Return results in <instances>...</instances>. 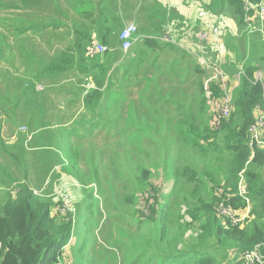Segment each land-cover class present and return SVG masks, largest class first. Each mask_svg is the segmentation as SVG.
<instances>
[{
    "label": "trees",
    "instance_id": "16d2710c",
    "mask_svg": "<svg viewBox=\"0 0 264 264\" xmlns=\"http://www.w3.org/2000/svg\"><path fill=\"white\" fill-rule=\"evenodd\" d=\"M194 1L204 5L207 15L203 18L199 15L198 25L190 31L193 35H197L199 29L208 31V36L204 39L207 44L195 36L197 41H194L191 51L198 52L192 54L188 53L187 49L181 50L182 60L187 58L186 65L179 63L185 74L186 103L174 111H165L167 116L162 122L163 127L159 129L152 128L153 116L160 114L158 107H168L171 103L146 95L142 101L148 103L149 107L143 103L136 106V102L140 100L137 98V92H142L143 86L142 81L133 80L130 74L134 77V68L145 67L144 44L149 43L148 49L151 42L162 46L160 39L168 24L160 22L158 32H161V35L158 37L143 33L140 29L143 34L138 32L136 35V42L140 44L133 48L135 42L127 53L121 49L125 56L130 57L132 65L126 66L127 70L121 78V88L112 91L114 79L112 75L107 78L109 70L104 64H96V69L93 67L91 72L85 75L80 69L72 67L78 59L82 61L84 58H95L88 55L90 46L97 43L93 39L94 29L85 28L82 23L86 20L93 22L92 18L96 19L102 15V10L99 11L101 2L16 0L17 5L10 3L9 7L15 8L19 12V18L25 21H19L21 25L18 27V36L7 57L13 72H6L5 75V100L10 108V111L5 110L8 116L5 118L10 119L12 114V117H15V128L25 125L28 133H18L19 143L13 147L9 144L7 146L0 137V146L8 158L5 166L0 164V264H57L58 260L62 263L66 259L64 249L68 255L72 254V264H99V253L94 248L91 253L87 248L90 240L102 238L101 229L98 233L92 231L89 220L84 238L77 240L74 223L67 220L69 215H63L61 212L66 202L59 193L63 192L68 197L69 195L63 189L59 192L58 187L54 186L55 177L50 176V167L56 164V152L59 149L71 148L68 145L71 142V129L53 130L48 115L57 112V123L63 124L65 116L77 113L65 111L53 101H49L48 94L57 93L59 87L60 94H66L64 99L70 106L77 108L80 104L83 105L81 118L86 113L91 117L88 131H94L96 128L103 132L99 125L103 124L110 132H118L124 141L125 147H121L126 152V145L135 147L136 145L131 143L136 141L141 144L139 147L144 154L148 146L150 149L154 148V152H149V155L161 156L160 160L151 161L150 165L161 168L160 171L167 175L158 181L159 188L145 191L143 212H146L147 208L151 216H145L141 211L136 218L141 226L147 222L150 224L151 234L147 240L141 239L135 243L130 238V244L137 248L136 256H142L143 252L149 253V264H237L243 253L257 245H264V151L259 147L252 151L249 147L253 135L250 128L256 124L264 110V81L255 78L256 73L264 72V32L262 30L254 37L259 39L253 44L255 53L245 61V56L240 54L247 50L245 40L248 32H244L240 37L231 28L228 30V40L223 41L220 28L214 25V17L222 16L227 9L231 12L229 17L241 30L245 29L248 25L247 19L251 17L263 26L264 0ZM161 7L160 12L163 13L162 17H165L167 9L163 5ZM199 11H203L201 7ZM177 14L173 13L172 19L171 15H167V19L170 23L180 22V25H184L183 19ZM65 25H70L76 35L82 34L84 38H77L66 51L55 52V31ZM216 28L219 29L220 35L213 32ZM258 28L259 24L255 29ZM169 29L178 30L175 26ZM122 31L120 30L121 33ZM114 32L116 31L107 28L101 40L108 47L107 53L111 55L113 53L110 49L116 48L117 42V49L122 45L121 33L114 35ZM139 45L142 46L140 50ZM171 47L176 49L175 45ZM225 50L226 59H221ZM232 51L235 53L234 57L231 56ZM135 52L136 56L133 54ZM201 57H204L209 65L219 66L231 87L234 86L233 80L237 82L236 78L241 76L230 115H219L216 110L212 115L208 112V104L206 111L211 116L210 120L205 116V109L198 112L195 119L192 108L199 99L205 96V102L210 103L215 95L216 99H219L216 105L218 107L223 98L219 84L212 86L213 93L209 96L204 92L203 83L200 85L193 78L190 67L192 60L198 72H207L213 77L212 71ZM158 65L155 61L149 63L150 68ZM68 71L74 72V76H77L79 71L82 76L75 78L70 87L65 89L62 81ZM13 74L19 76L12 80L10 75ZM196 74L198 75L197 72ZM189 79L193 81L189 82ZM152 81L154 84H162L164 78L160 76ZM89 82H93L95 88L86 92L85 85ZM39 86H42L43 90H38ZM125 94H129L130 98L124 96ZM141 108H146V111L143 113L137 110ZM21 109H24L23 114L17 118V112H21ZM182 110H185V113ZM77 124H69V127L74 131ZM215 124L219 125L217 131L213 129ZM34 132L36 134L28 140ZM128 152H132V149ZM253 155L255 159L251 162ZM70 164L77 163L71 161ZM244 168V190L254 208L250 212V218L245 221H250L245 228L232 227L231 220L219 215L218 208L224 198L227 199V206L240 210L246 207V201L238 193L239 173ZM33 170L36 171L34 176L31 175ZM58 175L56 173L55 176ZM46 180L51 184L42 193L36 194L31 190L30 185L41 190ZM13 184H16L14 190L7 189ZM134 197L135 195H132L131 199ZM69 204L72 205L70 197ZM186 240L195 244L181 249L179 246ZM105 250L115 255V251Z\"/></svg>",
    "mask_w": 264,
    "mask_h": 264
},
{
    "label": "rangeland",
    "instance_id": "374dc122",
    "mask_svg": "<svg viewBox=\"0 0 264 264\" xmlns=\"http://www.w3.org/2000/svg\"><path fill=\"white\" fill-rule=\"evenodd\" d=\"M167 1L168 0H164L165 3ZM10 3L17 5L16 0H13V2L9 0H0V137L4 139L7 146L9 144L13 147L17 143H19L20 137H18V133L27 134L28 130L27 126L21 125L17 129V131H14V133L12 134L11 128H15V117H12L11 114L10 119L5 118L8 117L5 113V110L10 111L8 102L5 100V75L6 72H13V68H11L9 62H7V57L10 52V47H12V45L15 43L16 38L18 36V27L21 25L19 21H25L19 18V12H17L15 8L9 7ZM192 5L198 10L199 6L197 3H194ZM200 7L203 11H205L204 5L202 6V4H200ZM225 11V14H223L222 16L214 17V19L216 20V23L214 25H217L220 28L221 39L223 41L228 40V30H230L231 28L234 29L235 33H237L240 37L244 32H248L247 39L245 40V46L247 45V50L246 52H242L240 54L241 56H245V61H247L255 53V47L253 46V44L256 41H259V39L254 37H256V34L260 31L263 30L262 32H264V23L262 26V24H260L257 19L251 17L249 18L252 19L251 23H248L245 29L241 30V28L236 24V22L229 17V14H231V12L227 9ZM173 13H180V10H177V8L174 10L167 9L166 16L162 17L160 21L164 22L166 19V23L170 22L169 19H167V15L168 17L171 15L172 19L174 18ZM188 18L190 19V23H187V25L184 24L182 30H184L185 32L183 34H180L179 28H177V31L171 30L173 42L165 44L161 41L162 46L156 47L159 50H165L166 53L171 51H178L175 56H168L165 58L167 64H171L172 61L177 58V56H179V63H184L186 65L187 58L184 57L183 60L181 59V55L183 54L181 50L183 49H187L188 53L192 54H196L198 52L191 51V47H193V45L195 44V39L194 35L190 30L196 26V17L192 13H190ZM258 24L259 28L255 29ZM249 26H252L253 28H250ZM179 34L180 44L177 39V35ZM198 34L196 36H198ZM216 38L220 39L218 37ZM204 41H206L205 44H207V40ZM172 45H175L174 48L176 49H173L171 47ZM226 52L227 51L225 50L222 53L220 57L221 59H226ZM231 56H235L234 51L231 52ZM149 63L150 60H146V64ZM158 64L160 66L158 65L157 67H153V70L149 73H147L145 69L143 70V73L139 79L140 81H142L143 91H138L137 93L139 97L136 96L137 98H140V100L136 102V106H139L141 104L142 99H144L146 95L156 100L169 101V103H171V105L168 107H158V109L160 110V114L153 116V129H159L163 127L162 122L165 121V117L167 116L165 114V111H174L177 107L184 106L186 103L184 95L185 89L181 90L180 87L176 88L172 86V82L176 80V77L169 76L170 71L168 70L169 67L171 68L172 66H174L173 72L178 74V76H181V79L179 80L180 82H184L186 80L185 78H183L182 75V66L179 64H175L167 67V65L163 63L158 62ZM244 65L245 64L243 63L242 66ZM190 67L192 68V74H196L193 70L198 73V75L196 74L194 78L200 83V85H202L203 83L204 92H206V94L210 96L213 93V91L211 90L212 86L214 84H219L221 88L220 93L223 94L224 97V94L227 93L225 86H230L229 81H226L225 84L220 83L219 81H215L216 83L214 82L207 88V81L211 77V74L207 72H204V74L202 72H198L193 60ZM164 68H167V70H161ZM242 69L244 68L242 67ZM259 72L261 73L259 74L261 75V77L255 76L256 80L264 81V72ZM78 73L81 75V73L78 71L77 76H74L75 78H80L82 76H78ZM18 76L19 75L16 74L10 75L12 80H14V78ZM130 76L133 79L132 74H130ZM160 76L164 78V83L154 84L152 79H158ZM236 80L237 82H234V80L233 83L231 82L234 85L231 89V106L234 102L235 90L239 86L238 78H236ZM167 81H169V83H167ZM192 81L193 79H189V82ZM146 88H148V90H145ZM39 89L40 87L38 88V90ZM228 94L230 95V92H228ZM124 96L130 98L129 94H125ZM206 98L204 96L194 104L192 111L195 116V119L198 117V112H200L202 109H205V116L207 117V120H210L211 118L209 113L214 115L215 110L219 113V115H221L223 107V98L218 107L216 105L218 104L219 99H216L215 95L212 96L210 103L209 101L208 103L205 102ZM174 103L178 106L174 105ZM208 104L210 109L208 111L209 113L207 114L206 108H208ZM213 105L215 107H213ZM137 110H140L144 113L146 111V108H141ZM23 111L24 109H21V112H17V118L21 117V113L23 114ZM182 112L185 113V110H182ZM198 120L202 121V119L199 118ZM99 125L100 129L103 132H99V129L94 128V131L90 130L86 132L87 134H85L86 137L101 134L102 136L98 137V140H80L78 141L79 144L76 146H73L68 143L71 148L67 147L64 149H59L55 154L57 168L61 171L67 170L68 172L67 178L69 180V183L65 188V191L70 197L72 206L75 207V209L77 210V222L75 223L74 233L76 235L77 240H80L82 237L84 238L89 220L91 221L90 229L92 231L98 233L101 229L100 236L102 238L96 241L90 240L88 245L89 248H87L90 250L91 253L93 252V248L96 250L97 253H99V264H149L148 259L150 257V254L143 252L142 256H136L135 249L137 248L135 245L133 246L132 244H130V238L135 243V241L137 240H147L151 234L150 224L147 222L145 225L141 226L139 220L136 217H138L139 212L141 211V213L145 216H151V213L148 211L147 208L146 212H143L142 203L145 201L146 198L145 191L159 188L158 181L161 178L164 179L167 175L164 171H160L161 168L158 169L150 165L151 161H158L160 160L161 156H157L155 154L149 155V152H154V148L150 149L148 146L147 148H145L146 153L144 154L142 149L139 147L141 144L136 141H132L131 143L136 145L135 147H131L129 146V144L126 145V152L122 148L125 147L124 141L119 136L118 132L116 130L110 132L108 128L103 126V124ZM213 129L217 131L219 129V125L215 124V127H213ZM78 135L82 136L84 134L79 133ZM94 143H96L97 149L91 152H88L86 148L82 145H94ZM129 149H132V152H128ZM261 150L264 151V149ZM254 159L255 155L252 156L251 162H253ZM68 161L70 163L71 161L74 163L80 162V164L70 165ZM7 162L8 158L5 155V151L0 146V164L5 166ZM169 163L171 162L169 161ZM35 173L36 171L33 170L31 175L34 176ZM245 173L246 168H244L239 173V194L240 188H242L243 192L245 193ZM15 186L16 184H13L7 189L14 190ZM132 195H135L134 199H131ZM245 195L249 198V204H247L246 202V207L241 210L239 208L236 209L234 206L233 209H235L237 214H249L250 218V212L253 211L254 206H252L250 197L246 193ZM249 222L247 221L241 226L232 225V227L245 228V226ZM76 238L74 237L75 240ZM109 238L110 240L108 241ZM103 242L105 244H103ZM76 243L78 242L76 241ZM193 244H195V242L186 240L179 247L181 249H185ZM105 249H111L115 251V255ZM140 251H142V249ZM106 253L108 254V256H106ZM97 256L98 255H96V257ZM72 261V254H69L63 261V264H72ZM59 263L61 262H59L58 260L57 264ZM152 264H155V262H153Z\"/></svg>",
    "mask_w": 264,
    "mask_h": 264
},
{
    "label": "crops",
    "instance_id": "0c3cea01",
    "mask_svg": "<svg viewBox=\"0 0 264 264\" xmlns=\"http://www.w3.org/2000/svg\"><path fill=\"white\" fill-rule=\"evenodd\" d=\"M94 2H101V6H100V10H102V15L99 17L92 18V21L86 20L83 21L82 25L85 28H93L94 32H93V39H95V42L100 43L102 45H104L102 43V37L104 36V32L107 28H111L112 30L116 31L114 32V35H118V33L120 32V30L122 31L129 23H134L137 25L140 34L146 33L148 35H153L155 37H158L161 35L160 31V20L163 16V13L160 12V10L162 9L161 5L165 6L166 9H176L180 10V13L177 14L181 19H183V24L187 25V23H190V19L188 18L189 14L192 13L195 17H196V25H198V18H199V10H200V5L195 2L194 0H168L166 3L164 2V0H92ZM197 3L199 8L198 10L193 7L192 4ZM92 4H90L91 6ZM100 13V12H98ZM97 13V14H98ZM165 22V21H164ZM163 24H168V26L163 30L164 33H167L169 28H173L174 26H176V28H179L180 30V34H183L185 31L182 30L184 25H180V22L177 23H164ZM185 28V27H184ZM143 30V33L141 32V30ZM182 31V32H181ZM201 32V30L199 31ZM56 33V37L54 39V44H53V48L55 50V52H61V51H66L67 49H70L72 44L77 41V38H79V40H82L84 38V36L82 34L76 35L72 29V27L69 25H65V26H60L58 29H56L55 31ZM54 33V34H55ZM121 33V32H120ZM180 34L177 35V39L178 42L180 44ZM146 36V35H145ZM196 35H194V41L196 40ZM119 38V37H118ZM198 38V37H197ZM118 44V42H117ZM117 44H116V48H111L110 52L113 53V55H111L110 53H107L106 55H101L98 57H95L93 60H88L87 58H84V60H80L78 59L77 61H75V63L72 65V67L76 70L80 69L82 71V74H88L91 72L92 68L96 65V64H104L107 69L109 70L108 76L112 75L114 81H113V89L112 91H114V89L117 88H121L122 85V80L121 78L123 77L124 73L126 72L127 68L126 66H131L132 62L130 57L128 58L127 56H125L126 54H124L120 49H117ZM138 42L135 43V45L133 46V48H136L138 46ZM149 43L144 44L143 46V56L145 57L146 60L150 61H155V62H160L163 63L167 66L170 65H177L179 64V56H177V58H175L171 64H167L165 58L168 56H175L176 53H178V51H171L166 53L165 50H159L156 47L160 46L158 44H153V42L150 43V47L149 49L147 48ZM142 49V46L139 45V50ZM202 49V48H201ZM120 50V51H119ZM138 50V51H139ZM137 51V52H138ZM133 53L134 56H136V53ZM182 52V51H181ZM69 55H71L70 53H67ZM183 58V54L181 55V59ZM175 62V63H174ZM134 68V67H132ZM87 69V70H85ZM96 68L94 67V70ZM135 72H134V77L133 80H138L140 79L143 70L145 69L146 72L149 69V72L153 70V68L149 67V64H145V67L137 69L134 68ZM161 70H167V68L161 69ZM168 70L170 71L169 76L171 77H176V80L172 82V86L176 87V88H181V90L185 89V82H180L179 80L181 79V76H178V74H176L174 71V68H168ZM195 72V70H193ZM148 72V73H149ZM173 72V73H172ZM196 73V72H195ZM81 74V75H82ZM183 78L185 76V74L182 72ZM196 74H192L193 78L195 77ZM78 76H80V74L78 73ZM195 79V78H194ZM75 81V77H74V72H67V76L66 78L62 81L64 83L65 89H68L71 85V83ZM85 83V81H84ZM167 83H169V81H167ZM40 89L39 90H43L42 86H39ZM83 87V85H82ZM61 87L58 88L57 93L56 92H52L49 93L47 98L49 99V101H53L55 103V105L57 107H60L62 109H64L65 111H69V112H73L76 111L77 113L74 115H69V116H65L63 118V124H58L57 123V117H58V113L56 112L54 115L53 114H49L48 115V120L52 123V129H58L61 131L62 128H67L68 130L71 129V134H70V140H72L70 142L71 145L76 146L78 145V141L80 140H98V137H101V134H96L94 136L91 137H86L85 134H87L86 132L88 131V127H89V122L92 120L91 117H89L88 113L84 114L83 117L81 118V113L83 112V105L80 104V106H78L77 108L74 106H70L69 102H66V100L64 99L65 97V93L64 94H60L61 92ZM141 103H143L146 107H149L148 103L141 101ZM162 104V103H161ZM168 105V104H167ZM78 123V124H77ZM69 124H73V126H75L77 124V126L75 127L74 131L72 127H69ZM18 128H11V133L13 134L14 131H17ZM22 129H26V128H22ZM28 130V129H27ZM79 133H82L84 135L80 136L78 135ZM97 133V132H94ZM36 134L35 132L32 133L29 137L28 140L32 139L33 135ZM103 134V133H102ZM104 135V134H103ZM95 138V139H94ZM86 150L88 152L94 151L97 149L96 147V143L93 144H89V145H84L82 144ZM57 151V150H56ZM54 151V152H56ZM53 158V155H52ZM69 162V161H68ZM77 164H80V162H76ZM70 164V162H69ZM71 165V164H70ZM41 171V169H39ZM50 176L55 177V181H54V186L58 187L59 192L62 191L61 189L65 190V188L68 185V172L67 170H63L61 171L60 169L57 168V164H53L50 167ZM55 171V172H54ZM57 174H59V176H55ZM51 179V177H50ZM50 179H48L50 181ZM46 180V182L44 183L43 187L41 190L36 189L35 187H33L34 185H30L31 190L42 193L43 191H45V186L47 185L46 183H48V185L50 186L51 183H49V181ZM30 184V183H29ZM47 185V187H48ZM35 193V192H34Z\"/></svg>",
    "mask_w": 264,
    "mask_h": 264
},
{
    "label": "built area",
    "instance_id": "2783aa9c",
    "mask_svg": "<svg viewBox=\"0 0 264 264\" xmlns=\"http://www.w3.org/2000/svg\"><path fill=\"white\" fill-rule=\"evenodd\" d=\"M207 15L206 12H200V17H205ZM263 17V15H261ZM247 23H250L251 20L248 18ZM250 28H253L252 26H249ZM213 32L218 35L219 34V29H213ZM138 33V28L134 23H129L122 31L121 35H120V40L122 42L121 45V49L123 52L127 53L133 46V44L136 42V35ZM172 31L170 29H168V32L163 34V36L161 37V41L169 44L172 43V35H171ZM208 36V31H201L198 34V38L200 40H204L206 39ZM108 52V47L105 45H102L100 43H93L90 48L88 49V55L91 57H98L101 55H104ZM201 60L205 61L204 57H201ZM206 65L208 68H210V70L213 73V77L209 78L207 81V88L209 87V85H211L216 79L220 81V83L225 84L226 81H228L227 77L225 76V74L222 72L221 68L219 66H212L209 65L206 62ZM261 73H257L255 76H260L259 75ZM243 76H245V73L243 74ZM240 77H238V80L240 81ZM232 85H230L229 87L225 86V89L227 90V93L224 94L223 97V107H222V111L221 114L223 115H229L231 112V87ZM86 88V92H88L90 89L95 88V85L93 82H89L88 84L85 85ZM228 92H230V95L228 94ZM250 131L252 132V141L249 144V147L251 150H255L256 147H259L261 149H264V110L262 111L261 116L258 118L256 124H254L251 128ZM48 185V183H46ZM47 185L45 186L44 189L47 188ZM36 194H40L39 192L34 191ZM60 195H62L65 198V202L66 204L64 206H62L61 208V212L63 215H69L67 217V220L69 219L70 222L75 224V220H76V209L75 207H73L72 205L69 204V197L67 195H65L63 192L59 193ZM241 197H243V199L246 200L247 204H249V198L245 195V193L243 192V189L240 188V194ZM227 204V199H223L219 208H218V213L221 214V216H225L227 218H229L232 222V224L234 226H241L242 224L245 223V221L247 219H249V214H237L235 209H233L232 206L230 205H226ZM71 214V217H70ZM70 217V218H69ZM71 243V241H70ZM69 243V244H70ZM65 258L68 256L67 252L64 249L63 252ZM238 264H264V245L260 244L255 246L252 250L247 251L245 253H243L238 262ZM59 264H63L59 263ZM66 264V263H65Z\"/></svg>",
    "mask_w": 264,
    "mask_h": 264
},
{
    "label": "clouds",
    "instance_id": "9594fccd",
    "mask_svg": "<svg viewBox=\"0 0 264 264\" xmlns=\"http://www.w3.org/2000/svg\"><path fill=\"white\" fill-rule=\"evenodd\" d=\"M200 12H205V11H199V15H200ZM203 18V17H202ZM136 25V24H135ZM137 26V25H136ZM138 28V27H137ZM202 31V30H201ZM138 32H139V29H138ZM138 34V33H137ZM165 34V33H164ZM163 36V35H162ZM137 40V39H136ZM105 55V54H104ZM75 225V224H74Z\"/></svg>",
    "mask_w": 264,
    "mask_h": 264
}]
</instances>
